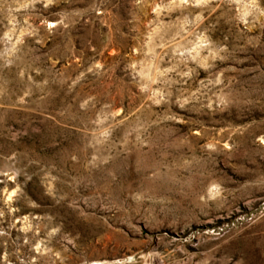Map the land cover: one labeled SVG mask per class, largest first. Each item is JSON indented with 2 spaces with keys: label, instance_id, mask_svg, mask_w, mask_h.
<instances>
[{
  "label": "rangeland",
  "instance_id": "rangeland-1",
  "mask_svg": "<svg viewBox=\"0 0 264 264\" xmlns=\"http://www.w3.org/2000/svg\"><path fill=\"white\" fill-rule=\"evenodd\" d=\"M0 264H264V0H0Z\"/></svg>",
  "mask_w": 264,
  "mask_h": 264
}]
</instances>
